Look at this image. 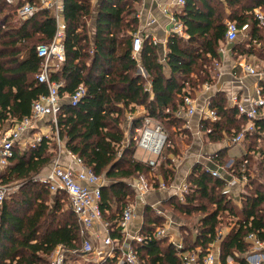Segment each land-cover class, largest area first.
I'll return each instance as SVG.
<instances>
[{
  "label": "trees",
  "instance_id": "obj_1",
  "mask_svg": "<svg viewBox=\"0 0 264 264\" xmlns=\"http://www.w3.org/2000/svg\"><path fill=\"white\" fill-rule=\"evenodd\" d=\"M26 1L9 5L0 0V124L6 127L30 117L35 102L48 95V87L36 79L41 71L37 47L53 41L57 25L42 10L22 20L18 9ZM91 1L65 0L66 60L50 75L52 81L63 83L58 131L53 129L54 137H44L35 148L22 151L16 147L11 165L0 177L4 185L25 182L19 192L0 205V264H50L58 247L82 249L84 235L76 215L65 207L68 197L52 194L45 185L34 181L55 160L56 141L79 156L87 168L111 181L102 189L101 208L104 220L115 229L124 207L133 198L128 181L155 172L168 186L174 183L176 173L169 156L179 155L175 137L180 132L184 135L185 123L177 113L184 108L186 96L192 97L194 91L211 81L209 65L219 58L226 20L235 22L240 30L251 29V39L236 45L235 51L264 62V27H260L254 14L257 8L264 11V0H185L176 20L182 23L186 38L171 34L163 58L160 46L146 39L138 61L132 55L138 22L126 16L135 12L139 0H103L93 38L88 28ZM225 5L231 10L228 17ZM258 46L262 48L257 50ZM140 68L147 78L138 73ZM80 86L86 88L87 94L72 106L65 99ZM261 87L264 96V83ZM137 107H143L146 113L134 119L130 133L140 128L146 117L165 126L168 135L156 167L136 161L131 144L122 152L127 135L125 115L136 113ZM209 108L219 119L202 120L201 130L213 143L232 139L247 124L224 93L213 96ZM256 126L244 141L247 152L243 156L231 159L222 151L215 162L233 178L246 175L241 206L226 191V179L214 177L202 164H195L183 199L173 196L165 207L185 220H198V224L193 229L181 228L184 249L179 251L170 239L155 237L166 219L156 210L145 208L141 231L144 240L135 246L142 264H183L182 254L186 252L202 259L219 239L224 225L229 231L220 243V264H227L229 258L238 264H249L238 257L253 249L248 236L255 235L264 243V155L255 159L260 152L257 145L264 139V120ZM230 161L233 162L228 167Z\"/></svg>",
  "mask_w": 264,
  "mask_h": 264
},
{
  "label": "built area",
  "instance_id": "obj_2",
  "mask_svg": "<svg viewBox=\"0 0 264 264\" xmlns=\"http://www.w3.org/2000/svg\"><path fill=\"white\" fill-rule=\"evenodd\" d=\"M6 1L9 5H15L17 2V0ZM177 5L184 7L185 0H177ZM39 10L45 11L56 21L57 25V33L53 41L37 47V55L41 59V71L36 76V79L39 83L45 84L48 87V95L41 97L35 102L30 117L21 121H14L12 126L6 130L2 131L0 128V171L5 170L11 165L16 147L19 149H23L26 146L27 148H35L41 142L44 137L39 136L34 140H30L27 136L29 131L38 127L40 121L46 120L52 129H55L56 132L58 131V116L63 103L60 91L63 83L52 81L50 75L66 60L63 43L66 28L64 17L65 0H36L34 3L26 1L18 9V15L22 20H29ZM255 12H258V10H255ZM255 14L258 16L262 26H264V15L261 13ZM171 20L175 25L177 24L176 18H172ZM240 32L241 30L235 22H227L226 40L228 42H236ZM174 33L182 34L180 29H175ZM146 39H149V36L141 33L134 36L132 55L137 61ZM151 40L154 45L159 44L157 40ZM237 67L244 76L262 80L259 70L249 63L246 58L241 57L237 62ZM205 86L208 87V84ZM262 90V87L258 84L254 95L246 94L240 98H233L231 107L238 111L239 116L247 119V124L241 133L231 139V144L244 142L246 137L257 128V122L264 120V96ZM86 94V88L80 86L74 95H71L67 99L72 106H76ZM184 108L188 117H193L197 112L195 100L189 95L184 99ZM218 119L217 114L209 108L208 104L206 110L202 113V120L216 122ZM129 138L130 143L138 142L140 149L159 157L167 143L168 135L162 125L147 119L143 127L136 128L134 133H129ZM68 155L70 159L68 163L62 164L60 163V159L57 158L46 171L34 177V181L45 185L52 194L66 195L68 197L70 209L76 215L84 235L81 251L58 247L51 256L50 264H66L70 253L74 254L77 252L94 256L96 264H142L137 256L135 246L142 244L144 238L141 234L130 237V229L136 218L135 206L132 203H128L123 209L116 228H111L110 224L104 220L101 208L105 176H99L93 170L87 168L79 156L71 152H68ZM150 164L152 166L155 165L152 161ZM220 169L222 168L218 167L216 170L209 172L214 177L226 179L220 172ZM243 173L245 172L243 171ZM230 177L231 180L227 181L228 189L237 185L245 186L248 182L246 175L242 176L241 179L233 178L231 175ZM159 187L163 190L166 189L163 181L159 182ZM9 188V186L0 182V205L9 199V196L14 194H9ZM132 188L138 190V197L142 199L144 194L150 190V184L144 176H140L132 185ZM187 191L188 185L186 183L181 187V198ZM100 230L106 232L105 237L102 238ZM115 230L124 237V240L112 238V233ZM226 233V230L219 232V239L214 245H211L210 252L202 259L198 254L183 253V264H219L220 243ZM155 237L157 239L168 238L179 251L184 249L181 240L175 241L174 233L170 226L159 228ZM247 241L252 244L253 249L250 253L244 255L245 260L247 258L254 260L252 254L258 255V258L259 256H264V243L258 241L255 235L248 236Z\"/></svg>",
  "mask_w": 264,
  "mask_h": 264
},
{
  "label": "crops",
  "instance_id": "obj_3",
  "mask_svg": "<svg viewBox=\"0 0 264 264\" xmlns=\"http://www.w3.org/2000/svg\"><path fill=\"white\" fill-rule=\"evenodd\" d=\"M219 1L225 3L224 0H219ZM91 2H92L91 3L92 11H91V18L89 19L88 22V28L90 31V35L93 38L95 36V31L97 29V18H98L99 8L103 0H92ZM182 8L183 7L177 5V0H139L135 4V12L130 16H126V18L135 19L138 22V26H137L138 30L134 34V36L138 33H141L143 35H148L149 38L158 41L159 43L158 45L160 46L161 49L160 50L161 57L163 58L167 50L166 49L167 41L170 38L171 34L174 33L175 29H180L182 34L179 35L186 38L182 23L176 20L177 24L175 25L171 20L172 18H176L177 13ZM255 10H258V12H255ZM255 10H254V14L261 13L264 15V11L261 8H257ZM225 13L227 17L231 14V10L226 5H225ZM227 22H229V20H226V25ZM260 27L261 28L264 27L262 26L261 22H260ZM250 32L251 29H242L240 32L242 36L246 37L245 43L251 39L249 36ZM239 38L240 37H238L236 42L231 43L226 40V34H225V39L219 47V51H218L219 58L217 60H214V64L216 68L214 71L211 72V81L204 84V85L208 84V87L206 86L204 87L203 85L200 89L192 93V98L195 100V104L197 107L196 114L193 117H188L185 113L186 109L184 108H182L177 113L178 117L182 118L185 121L183 136L186 138V144L184 145L183 156L181 155H178L177 157L174 155L169 156V159L173 163V168L176 173L174 183L168 186L163 180V178L159 175H154V176L152 174L150 176L142 175L149 182L150 190L144 194L142 199H140L138 197L139 195L138 190L132 188V185L136 182V180L139 179V177L133 178L132 180L127 182L129 188H131L133 192V198H131L132 200H130L129 203H132L135 206V210H136V218L130 229V235H131L130 237H134L141 234V231L143 229L142 227L144 220V216H143L144 211L145 208L150 207L156 210L159 216L166 219V223L164 226H170L171 230L174 233L175 241H180L182 239L180 235V229L182 227L191 228L189 227L191 223L188 220H185L173 214V212L167 210L166 208L168 207L165 206L166 203L169 201V199H171L173 196L183 199L184 195L181 198V187L182 185L186 184V181L190 176L194 165L200 163L208 171L216 170L218 166L215 162L220 152L226 151L227 157L231 159L239 158L247 152V147L245 142H242L240 144H231L230 143L231 138L230 139L227 138L223 142L213 143L207 138L206 134L201 130L202 113L204 112V110H206V107L209 104V100L217 93H224L228 99L229 104L231 105L233 102V98L235 97L240 98L246 94L254 95L258 84L261 87V83H264V71L260 72L262 75V80H259L256 79L255 77L244 76L243 73L238 69L237 62L241 57L246 58L248 62L254 65L258 70L260 65L264 66V62L258 61L260 65H258L257 63L254 64L250 61V60H254L251 59L253 57L241 55L235 51L234 47L238 44V41L240 40ZM246 47H248V44ZM261 48L262 47L258 46L257 50H260ZM232 55L234 58L231 57ZM161 61L165 62L162 59ZM165 70L168 72L167 67L165 68ZM138 73L144 76V78H147V74L144 69L140 68ZM150 87H151L150 82H148L147 89H149ZM65 100L68 101V99ZM136 113L140 115H145L146 111L143 107H137ZM136 118L138 117L133 116L132 120H129V124L126 123L124 129H128L129 131H131L132 122ZM147 119L149 118L146 117L144 118V122L140 126V128L144 126V123ZM149 120L156 123L152 119ZM0 128L1 130L3 129L1 124H0ZM53 134L54 132L52 127L50 125H46L45 121L42 120L38 123V127L36 129L31 130L27 133V136L29 137L30 140H34L39 136L52 138ZM183 142H185V140ZM238 145H240L242 148L241 151L242 154L240 155L233 154L232 150L235 149V147ZM59 147H60L59 148L60 152L58 157H56L55 159L58 158L60 159V163L66 164L70 160L68 151L64 149L63 144H60ZM145 153L147 154L148 152ZM149 155L150 157H147L143 153L141 158L136 161L149 164L150 166H152L150 164V162L152 161L156 165L157 160L160 158L161 155L159 157H156L151 154ZM232 162L233 161H230L227 166L229 167L232 164ZM46 169L44 171H46ZM220 172L227 179V181L231 180L230 179L231 177L226 170L220 169ZM161 181H163L166 185V189L164 190L160 189L159 187V182ZM109 184H111V181H109L105 177L104 187L108 186ZM228 188L229 187L227 186L226 191L229 194H231L232 192L234 201L236 205L239 206L241 203V195L244 192V186L237 185L234 186L233 188L230 189ZM100 232L102 238L105 237L106 232L102 230H100ZM116 233L114 232L112 233V235ZM112 238L118 240H124V237L120 234L119 236L118 235L112 236ZM79 258H83L85 264H96L94 262L95 257L92 255H84L81 252H77L74 254L70 253L69 260H73L74 262H79Z\"/></svg>",
  "mask_w": 264,
  "mask_h": 264
},
{
  "label": "rangeland",
  "instance_id": "obj_4",
  "mask_svg": "<svg viewBox=\"0 0 264 264\" xmlns=\"http://www.w3.org/2000/svg\"><path fill=\"white\" fill-rule=\"evenodd\" d=\"M240 35H241V33H240ZM240 38V40L238 41V44L237 45H239L240 43L242 44V45H244L245 44V39H246V37L245 36H239ZM232 58H234L233 57V55L231 56ZM231 58V59H232ZM238 58V57H237ZM251 59H254V60H250L252 63H254V64H258V65H260L259 63H258V60L256 59V58H251ZM237 60V59H236ZM215 68H216V66H215V64H213V63H210V65H209V69H210V71L212 72V71H214L215 70ZM261 71H264V66L263 65H260V67H259V72H261ZM138 113H134V114H131V113H127L125 116V118H126V123H128L129 124V120H132V117L133 116H137V117H143L144 115H140V114H138ZM45 121V124L46 125H50L46 120H44ZM156 122V121H155ZM126 123L124 124V128H125V126H126ZM156 123H158V122H156ZM160 124V123H159ZM163 126V125H162ZM164 128H165V126H163ZM2 130H6V129H8L9 127L7 126H2ZM5 128V129H4ZM128 128V127H127ZM124 131H125V134H127V135H125L126 136V141L124 142V145H123V148H122V152L123 151H125V149H127L128 147H129V145L131 144L132 146V149L131 150H133L134 152L132 153L133 154V157H134V159L135 160H138V159H140L141 158V156H142V154L144 153V155L145 156H147V157H150V155L147 153H145L142 149H140V147L138 146V142H131L130 143V138H129V133H130V131L128 130V129H124ZM177 131H180V130H177ZM181 133L182 132H180L178 135H176V137H175V139H176V142H177V144H176V147H177V149H178V151H179V155H181V156H183L184 154V145L186 144V138L183 136V135H181ZM54 135V134H53ZM127 136H128V139H127ZM139 136H140V134H139ZM51 137V136H50ZM54 136H52V138H53ZM51 139V138H50ZM56 139V138H55ZM185 140V142H183ZM57 142V147H58V153H57V156L56 157H58V155H59V152H60V147H59V145L61 144L59 141H56ZM59 143V144H58ZM184 143V144H183ZM258 152H259V154H257V155H255V159H258V158H260V156L261 155H264V139L262 140H260L259 141V143H258ZM28 148H30V147H28ZM27 146L25 147V148H23L22 149V151H26L27 149ZM241 151H242V148H241V146L240 145H238V146H236L235 147V149H233L232 150V153L233 154H236V155H240V154H242L241 153ZM143 152V153H142ZM231 153V154H232ZM137 158V159H136ZM159 160H160V158L157 160V163H159ZM156 163V164H157ZM156 167V166H155ZM154 167V168H155ZM5 171H6V169L5 170H2V171H0V177L2 176V175H4V173H5ZM42 173V172H41ZM157 173H153V176L154 175H156ZM158 175V174H157ZM0 182H1V178H0ZM2 183V182H1ZM25 184V182H16V183H12L11 185H7V186H9L10 188V192H9V194H11V193H17V192H19L20 191V188L22 187V185H24ZM12 196V195H11ZM11 196H9V199H10V197ZM230 196H231V198H233V200H234V197H233V194H232V192H231V194H230ZM63 199H65L66 200V198L63 196L62 197ZM241 206V204L239 205V207ZM65 207H66V209H67V211L68 210H70V207H69V204H68V201L66 200V204H65ZM189 222L191 223V225L189 226V227H195V225H197L198 224V220H193V219H191V220H189ZM187 223V222H186ZM227 225H224V227L222 228V230H226L227 232H228V228L226 227ZM191 228H188V229H191ZM192 228V229H193ZM181 230V229H180ZM253 255V257L252 258H254V260H252V259H248L247 258V262L249 263V264H263L264 263V256L262 257V256H259V258H258V255H254V254H252ZM69 256V255H68ZM238 257L239 258H241V259H245V256L244 255H238ZM255 260H259V261H255ZM66 264H85V261H84V259L83 258H79V262H74L73 260H69V259H67V261H66ZM219 264H220V261H219ZM227 264H238L236 261H234L233 259H231V258H229L228 259V261H227Z\"/></svg>",
  "mask_w": 264,
  "mask_h": 264
}]
</instances>
